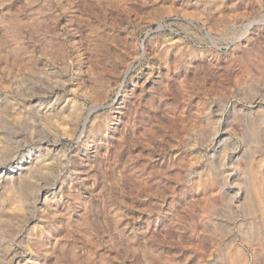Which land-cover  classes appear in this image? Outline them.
Returning a JSON list of instances; mask_svg holds the SVG:
<instances>
[{
  "label": "rangeland",
  "instance_id": "rangeland-1",
  "mask_svg": "<svg viewBox=\"0 0 264 264\" xmlns=\"http://www.w3.org/2000/svg\"><path fill=\"white\" fill-rule=\"evenodd\" d=\"M0 264H264V0H0Z\"/></svg>",
  "mask_w": 264,
  "mask_h": 264
},
{
  "label": "bare ground",
  "instance_id": "bare-ground-1",
  "mask_svg": "<svg viewBox=\"0 0 264 264\" xmlns=\"http://www.w3.org/2000/svg\"><path fill=\"white\" fill-rule=\"evenodd\" d=\"M13 172V171H12Z\"/></svg>",
  "mask_w": 264,
  "mask_h": 264
}]
</instances>
